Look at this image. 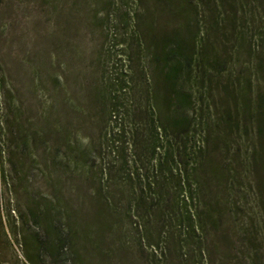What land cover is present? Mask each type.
Masks as SVG:
<instances>
[{"label":"rangeland","instance_id":"374dc122","mask_svg":"<svg viewBox=\"0 0 264 264\" xmlns=\"http://www.w3.org/2000/svg\"><path fill=\"white\" fill-rule=\"evenodd\" d=\"M185 4L0 0V264H264V0H189L190 73ZM153 82L194 226L143 188Z\"/></svg>","mask_w":264,"mask_h":264},{"label":"trees","instance_id":"16d2710c","mask_svg":"<svg viewBox=\"0 0 264 264\" xmlns=\"http://www.w3.org/2000/svg\"><path fill=\"white\" fill-rule=\"evenodd\" d=\"M185 5H181V9L178 13L180 18L182 19V27L185 31V44L183 42V49L182 46L176 47V49L183 50V52L180 54L181 59L177 60L175 64H173V71H176L174 68L180 69L181 66L184 67V70L187 73H190L192 68V62L194 60V48L196 47L195 41L191 37V34L193 31L190 30V25L188 18L191 16V11L188 5L189 0H186ZM194 9V7H193ZM253 21V20H252ZM197 26V27H196ZM193 27L197 30L198 23L193 22ZM149 36V30L148 34ZM150 45H152L150 43ZM182 45V40H181ZM186 45V46H185ZM149 47V46H148ZM187 48V51H186ZM175 55L174 50L170 49L166 55ZM165 57V55H164ZM169 57V56H168ZM153 58L155 61H158L159 56L154 53ZM175 66V67H174ZM156 75H153V77ZM188 76V75H186ZM178 75H172L171 80L176 81ZM148 80H152V76H149ZM148 109L150 112V119L148 121V130L150 134V143H149V163L150 167L148 168L151 172L152 177L150 178V175L146 174L147 182L143 186L144 190H148L149 192H152V197H154L155 201L161 202V208L168 209L166 212H168L172 216L173 213H177L179 215L174 214V216H177L179 221L187 222L188 226H194L192 224L194 222V216L195 214L191 213L189 209L187 208V202L192 199V189L190 185L186 182L188 180V174L186 173L185 167H181L180 160L177 159V155L179 156V150L174 149L171 147V144L169 143L167 146H165V139L172 135V133L178 132L177 130H174L176 128H172L169 125H166L163 119L159 117L157 113V107H156V89L154 88V82L151 84V86H148ZM188 102L190 101V95H186V99ZM176 109V108H175ZM256 121H257V130L259 132V135L261 137L264 136V113L258 112L256 114ZM118 139L122 140L125 136V130L123 128L118 129ZM124 142V141H123ZM125 148V147H124ZM177 148V147H176ZM163 149L162 151H160ZM158 153L160 155H158ZM181 154V153H180ZM123 164H127L128 160L125 156H123L122 159ZM195 166H197V163H194ZM196 168V167H195ZM126 177L131 180L132 176L130 172L126 174ZM150 178V179H149ZM261 189V191H264V184L262 181L258 184ZM134 188V187H133ZM132 189V187H131ZM169 200L167 199L168 196ZM170 202L171 204H169ZM196 219V218H195Z\"/></svg>","mask_w":264,"mask_h":264}]
</instances>
